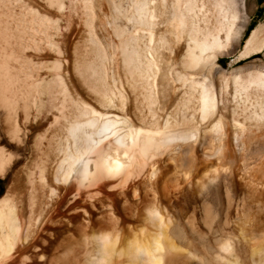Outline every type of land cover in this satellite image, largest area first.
I'll list each match as a JSON object with an SVG mask.
<instances>
[{"label":"bare ground","instance_id":"bare-ground-1","mask_svg":"<svg viewBox=\"0 0 264 264\" xmlns=\"http://www.w3.org/2000/svg\"><path fill=\"white\" fill-rule=\"evenodd\" d=\"M247 10L0 0V264H264V62L219 64Z\"/></svg>","mask_w":264,"mask_h":264},{"label":"rangeland","instance_id":"rangeland-1","mask_svg":"<svg viewBox=\"0 0 264 264\" xmlns=\"http://www.w3.org/2000/svg\"><path fill=\"white\" fill-rule=\"evenodd\" d=\"M246 6L248 9L247 10L248 17H247V22L245 23L244 28L242 30V33L239 36L238 40L233 42L232 47H231V52L229 53L230 55L227 54V55L221 56L220 61H219V64L221 65V67H223V69L226 71H231L233 69H236V68H239L241 66H244L246 64H251V63H252V65L262 66V64L264 62V50L263 49H262L263 51L259 50L256 52L249 53L248 55L236 56L237 52L239 51V49L241 48L242 44L245 41L244 39L251 33V31L255 27H257L261 22H264V0L263 1L246 0ZM236 42H238V43H236ZM6 189H7V178L6 177L5 178L0 177V197L5 193ZM226 198H227L226 196H221V197H219L217 199H213V200L217 201L221 204H226L228 201V199H226ZM217 214H216V216H217L218 224L223 225L226 221V217H225L227 215L226 212L223 210H219ZM260 214L261 213H254L253 214L255 220L257 218H258L257 220H264V214H261V215ZM223 221H224V223H223ZM232 222L233 223H231V225L232 226L235 225L236 222H234V220ZM256 227H258L257 224H255V226L253 225L252 227L249 226L247 228V230L252 231ZM256 229L263 230L264 229V222L259 228H256ZM231 233L222 234L220 239H217L214 241V245L216 247H219V244L217 241H219V242H220V240L222 241V239H225L228 236V234L231 235ZM256 239L257 238H254L252 241H254L255 243H260V242H262V239L264 240V237L258 238V241ZM252 244H253V242H252Z\"/></svg>","mask_w":264,"mask_h":264},{"label":"trees","instance_id":"trees-1","mask_svg":"<svg viewBox=\"0 0 264 264\" xmlns=\"http://www.w3.org/2000/svg\"><path fill=\"white\" fill-rule=\"evenodd\" d=\"M259 1H263V0H259ZM251 27V26H250Z\"/></svg>","mask_w":264,"mask_h":264}]
</instances>
